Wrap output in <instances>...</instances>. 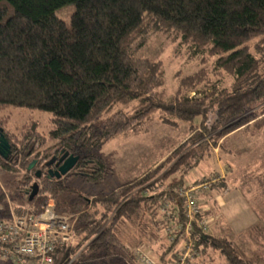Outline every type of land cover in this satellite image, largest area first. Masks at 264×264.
I'll return each instance as SVG.
<instances>
[{
    "label": "trees",
    "instance_id": "trees-1",
    "mask_svg": "<svg viewBox=\"0 0 264 264\" xmlns=\"http://www.w3.org/2000/svg\"><path fill=\"white\" fill-rule=\"evenodd\" d=\"M71 4L68 25L57 11ZM153 31L188 47L190 57L202 56L201 64L214 58L210 68L181 78L171 98L164 90L163 62L135 55ZM260 70L264 0H0V135L11 145L8 159L0 156V175L12 199L29 205V211L41 213L53 199L58 212L78 214L76 240L57 248L54 264L73 257L75 264H132L135 246L123 240L127 225L159 241L161 262L176 264L188 222L179 195L185 176L207 152L225 150L231 134L264 133ZM210 73L220 76L212 80ZM200 87L206 91L202 97H188ZM121 105L129 110H115ZM11 108L50 114L49 129L43 131L36 119L11 127L4 113ZM103 114L107 118L97 123ZM179 121L190 124L188 136L165 147L144 176L109 193L89 194L84 205L64 199L79 195L69 178L100 181L105 166L99 150L106 143L142 122L177 126ZM50 141L57 148L51 149ZM59 153L79 156L61 178L46 173ZM175 173L181 179L165 183ZM223 178L210 188L227 189ZM255 180L264 194V166ZM4 200L1 192L0 206ZM166 203L170 218L162 210ZM202 220H209L204 209L190 233L195 258L214 248L228 264H255L227 236L204 231Z\"/></svg>",
    "mask_w": 264,
    "mask_h": 264
},
{
    "label": "rangeland",
    "instance_id": "rangeland-1",
    "mask_svg": "<svg viewBox=\"0 0 264 264\" xmlns=\"http://www.w3.org/2000/svg\"><path fill=\"white\" fill-rule=\"evenodd\" d=\"M73 9L74 5L71 4L58 10L57 14L70 25ZM256 39H252L250 44ZM135 55L163 62L164 90L168 98L175 95L181 78L193 74L201 66L210 68L214 60L211 58L201 64L202 56L190 57L188 47L180 45L179 41H172L160 31L151 32L147 42L135 51ZM263 73L264 70H260L259 75ZM219 76L220 74L210 73L212 80ZM228 77L224 78L225 84L229 83ZM205 93V89L200 87L187 95L189 98H195L202 97ZM117 109L127 111L129 107L121 105L115 110ZM4 113L9 115L11 127L20 126L29 119H36L41 123L43 131L49 129L50 114L17 108H11ZM106 118L107 114H103L97 123ZM198 121L199 118L196 119V122ZM189 130L190 124L183 121H179L177 126L162 122H154L151 125L147 122L139 123L129 134L114 138L99 150L105 166V173L100 181L85 182L79 176L71 177L67 183L78 188L79 195H65L64 199L69 203L79 202L84 205L89 194L109 193L127 181L144 176L143 172L147 168L158 163L166 150L165 147L182 142L188 136ZM225 144L226 148L223 151L216 148L215 152H207L185 176L183 184H188L193 178H199L197 181L200 182V178L212 179L225 176L222 180L226 181L227 189L217 191L209 187L197 196L201 208L209 212L208 233L227 236L234 242L244 258L254 260L255 264H264V194L257 188L255 180L257 170L264 166V133L255 130L253 132L238 131L230 136ZM48 146L53 149L55 141L48 142ZM162 168L161 171H165L167 166L164 165ZM180 179L181 174L175 173L170 175L165 183ZM2 189L7 187L4 184V176L0 175V193L2 192L5 198L1 206L6 203V195L14 201L8 189L7 193ZM15 203L20 205L18 202ZM2 214L0 211V215ZM136 228L133 225L126 226L123 232L125 243L141 246L150 260L158 264H166L158 259L164 249L159 241L152 240L153 238L149 240L140 235ZM180 245H183V241L178 243L177 248H180ZM207 251L205 256L200 255L199 258H194L187 264H228L217 249L209 248ZM0 264L13 263L0 255Z\"/></svg>",
    "mask_w": 264,
    "mask_h": 264
},
{
    "label": "built area",
    "instance_id": "built-area-1",
    "mask_svg": "<svg viewBox=\"0 0 264 264\" xmlns=\"http://www.w3.org/2000/svg\"><path fill=\"white\" fill-rule=\"evenodd\" d=\"M201 179L199 182L183 184L179 188V195L184 201L185 214L188 222L183 229L184 240L180 247L181 256L176 264H187L195 258L196 252L192 248L190 237L192 223L202 213L198 201V194L207 190L210 185L221 179ZM7 193L6 189H2ZM5 205L0 206V255L13 264H54L55 252L58 247L73 244L76 240L75 227L78 214L60 213L56 210V203L49 199L45 209L41 213L29 211V205H18L11 201L8 195ZM27 212L19 213L20 208ZM166 203L162 210L166 217H171ZM198 225L208 232V220L198 221ZM168 231H170L168 229ZM142 247L135 246L132 249V264H158L150 260V257L143 252ZM194 252V253H192ZM75 257L68 264H75Z\"/></svg>",
    "mask_w": 264,
    "mask_h": 264
},
{
    "label": "water",
    "instance_id": "water-1",
    "mask_svg": "<svg viewBox=\"0 0 264 264\" xmlns=\"http://www.w3.org/2000/svg\"><path fill=\"white\" fill-rule=\"evenodd\" d=\"M10 154H11V145H10L9 141L7 140V138L4 136V134H1L0 135V156L3 159H8ZM66 156H67V154H65L63 158H65ZM78 160H79L78 155L71 154V155L67 156V158L64 160V162L55 171L56 176L58 178H61L62 176L66 175L68 172H70L74 168V166L76 165ZM50 174H51V172H50ZM39 176H40V173H39Z\"/></svg>",
    "mask_w": 264,
    "mask_h": 264
},
{
    "label": "flooded vegetation",
    "instance_id": "flooded-vegetation-1",
    "mask_svg": "<svg viewBox=\"0 0 264 264\" xmlns=\"http://www.w3.org/2000/svg\"><path fill=\"white\" fill-rule=\"evenodd\" d=\"M59 154H60V156H59ZM59 154L55 155L49 161L50 166L47 168L46 173L49 174L50 176L56 175L55 171L60 167V165L64 162V160L67 158V156H69L68 153H64V154L59 153ZM65 154H67V156L65 158H63ZM50 172H51V174H50Z\"/></svg>",
    "mask_w": 264,
    "mask_h": 264
},
{
    "label": "crops",
    "instance_id": "crops-1",
    "mask_svg": "<svg viewBox=\"0 0 264 264\" xmlns=\"http://www.w3.org/2000/svg\"><path fill=\"white\" fill-rule=\"evenodd\" d=\"M236 134V133H235ZM232 135H234V134H231V136ZM215 150H216V148H215ZM223 176V175H222ZM224 177V176H223ZM200 179H202V178H200ZM197 180H199V178H193V179H191V182H189L188 184H191V183H194L195 181H197ZM220 199H222L221 198V196H220ZM204 210H206V209H204ZM180 247H181V245H180ZM180 249V248H179Z\"/></svg>",
    "mask_w": 264,
    "mask_h": 264
}]
</instances>
